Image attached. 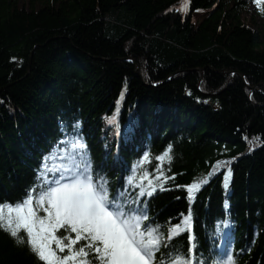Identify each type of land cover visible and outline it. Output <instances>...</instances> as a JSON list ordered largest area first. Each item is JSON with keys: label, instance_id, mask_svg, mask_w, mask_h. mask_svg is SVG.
I'll use <instances>...</instances> for the list:
<instances>
[{"label": "trees", "instance_id": "16d2710c", "mask_svg": "<svg viewBox=\"0 0 264 264\" xmlns=\"http://www.w3.org/2000/svg\"><path fill=\"white\" fill-rule=\"evenodd\" d=\"M42 2L0 0V203L86 163L165 237L191 207L197 259L264 264V23L244 20L247 0ZM74 132L83 161L62 159ZM213 171L191 202L177 187ZM0 264L44 262L0 228Z\"/></svg>", "mask_w": 264, "mask_h": 264}, {"label": "snow or ice", "instance_id": "6c2138e0", "mask_svg": "<svg viewBox=\"0 0 264 264\" xmlns=\"http://www.w3.org/2000/svg\"><path fill=\"white\" fill-rule=\"evenodd\" d=\"M187 3L185 0V6ZM255 3L260 5L262 0H255ZM109 123H117L115 115ZM72 127L75 129V125ZM68 143L74 152L62 159L79 157L83 161L86 145L78 132H74L73 140ZM170 149L171 146L166 156ZM147 155L145 153V159ZM228 163L218 161L214 167ZM56 171L60 174L59 179L46 184L38 195L29 190L19 201L0 203V228L16 238L18 243L30 246L44 264H207L206 260L196 257L195 238L191 234V207L187 214H181L180 222L168 228L165 237L160 226L147 215L146 209L133 207L135 201H129L124 194L110 195L106 178L100 174L93 175L88 164H83L82 170L80 165L73 163ZM65 173L70 175L66 177ZM214 174V171L209 172L199 181L177 187L187 189L191 202L195 198L194 193ZM147 176L145 173L140 179ZM230 177L231 168H228L224 173L225 189L229 186ZM134 179L132 177L130 181ZM136 186L139 187L138 196H151L155 191L151 180H148L147 187L143 183ZM185 233L190 245L187 250L172 244L176 237ZM157 253H160L159 257ZM213 264L235 262L232 255L226 254V258L216 259Z\"/></svg>", "mask_w": 264, "mask_h": 264}, {"label": "rangeland", "instance_id": "374dc122", "mask_svg": "<svg viewBox=\"0 0 264 264\" xmlns=\"http://www.w3.org/2000/svg\"><path fill=\"white\" fill-rule=\"evenodd\" d=\"M247 3H248V8L243 14L244 20L248 22L250 18H252L253 22H250L252 27L260 28L261 25L264 23V16H261L256 12L259 5L255 3V0H247ZM42 4H43L42 0H35V3H34L35 7H40ZM263 10H264V6H263ZM127 130H129V128ZM225 240L226 242L229 240V228L228 227L225 229Z\"/></svg>", "mask_w": 264, "mask_h": 264}, {"label": "water", "instance_id": "95a60500", "mask_svg": "<svg viewBox=\"0 0 264 264\" xmlns=\"http://www.w3.org/2000/svg\"><path fill=\"white\" fill-rule=\"evenodd\" d=\"M29 66H30V59H29V65H28V70L29 71ZM242 79H243V76L239 75Z\"/></svg>", "mask_w": 264, "mask_h": 264}, {"label": "bare ground", "instance_id": "6f19581e", "mask_svg": "<svg viewBox=\"0 0 264 264\" xmlns=\"http://www.w3.org/2000/svg\"><path fill=\"white\" fill-rule=\"evenodd\" d=\"M229 186H230V180H229ZM229 186H228V188H227V189H225V188H224V191H225V192H227V191H228V189H229Z\"/></svg>", "mask_w": 264, "mask_h": 264}]
</instances>
